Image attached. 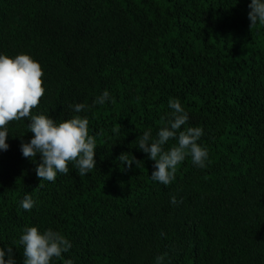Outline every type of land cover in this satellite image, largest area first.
Listing matches in <instances>:
<instances>
[{
  "label": "trees",
  "instance_id": "trees-1",
  "mask_svg": "<svg viewBox=\"0 0 264 264\" xmlns=\"http://www.w3.org/2000/svg\"><path fill=\"white\" fill-rule=\"evenodd\" d=\"M251 0H0V53L29 54L43 70L32 114L86 116L96 168L55 182L21 152L27 118L11 121L0 151V247L23 264L22 229L71 242L52 264H264V24ZM105 90L110 100L93 101ZM170 98L201 127L207 166L190 156L169 185L136 146L155 137ZM89 106L75 113L69 105ZM177 143L169 140L167 150ZM124 153L140 161L131 168ZM25 195L35 205L20 207ZM175 196L178 203L172 204Z\"/></svg>",
  "mask_w": 264,
  "mask_h": 264
},
{
  "label": "clouds",
  "instance_id": "clouds-1",
  "mask_svg": "<svg viewBox=\"0 0 264 264\" xmlns=\"http://www.w3.org/2000/svg\"><path fill=\"white\" fill-rule=\"evenodd\" d=\"M248 17L251 27L264 24V0H251L248 5ZM43 70L40 63L29 54L9 56L0 53V151H7L9 131L6 127L11 121L27 118L28 132L33 133L30 141H21V152L25 158L35 162L37 154L40 162L36 166L37 177L55 182L57 174H69V163L78 175L85 176L96 168L95 150L97 148L94 136L89 135V121L86 116L74 115L71 118L56 122L50 116L32 114L44 95L42 87ZM110 100V93L105 90L93 103L105 104ZM75 113L85 111L89 106L84 103L69 105ZM168 107L172 110L162 117V126L155 137L151 129L145 130L139 137L137 147L153 160L154 170L151 173L153 181L169 185L175 180L177 166L186 156H190L193 164L205 168L209 158L208 150L199 143L203 136L201 127H186L189 114L181 105L179 99L170 98ZM169 140L177 143L167 150L165 144ZM120 162L131 168L137 161L134 156L129 159L122 153ZM172 204L178 203L175 196L170 198ZM35 201L31 195H25L20 201V207L31 211ZM19 243L23 246V264H52L53 258H62L69 252L71 242L58 231L49 228L40 231L37 226H26L22 229ZM164 256L156 257V264H163ZM0 264H17L12 247H0ZM68 264H72L69 260Z\"/></svg>",
  "mask_w": 264,
  "mask_h": 264
}]
</instances>
